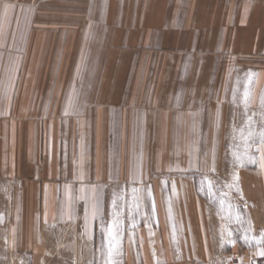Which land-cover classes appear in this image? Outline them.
<instances>
[{
	"label": "crops",
	"instance_id": "1",
	"mask_svg": "<svg viewBox=\"0 0 264 264\" xmlns=\"http://www.w3.org/2000/svg\"><path fill=\"white\" fill-rule=\"evenodd\" d=\"M30 3L0 14V264L264 257V0Z\"/></svg>",
	"mask_w": 264,
	"mask_h": 264
},
{
	"label": "rangeland",
	"instance_id": "2",
	"mask_svg": "<svg viewBox=\"0 0 264 264\" xmlns=\"http://www.w3.org/2000/svg\"><path fill=\"white\" fill-rule=\"evenodd\" d=\"M31 0H29V3L24 4L22 6H19V4L15 1L12 3L9 2H4V6H0V14L2 15H27L29 17H34L35 14V7L31 6L34 3H30ZM21 7V8H20ZM2 88V87H1ZM94 88H99V87H94ZM3 103H0V108L2 109ZM244 140H242L243 142ZM238 143V141H237ZM247 144V142H246ZM233 145V143L231 144ZM252 155V157H251ZM224 157L225 160L229 163H227V169L225 172L232 171L233 169L240 168L241 165L244 163L246 164L245 167H250L253 165L252 159L254 158L253 151L250 150H238V149H228L224 151ZM244 167V166H242ZM233 173V171H232ZM230 174V173H229ZM201 180L205 181V187L204 189L201 188ZM196 181V188L199 190V192L203 195H205V200L215 208H218L220 212L225 215L230 221H235L239 217V204L237 202H233L229 200L226 197H223L220 193V188H226L224 184L227 183H222L221 181H218V178L215 176H200L195 178ZM208 186H211L212 188V194L209 195V192L207 191ZM224 186V187H223ZM237 211V212H236Z\"/></svg>",
	"mask_w": 264,
	"mask_h": 264
},
{
	"label": "built area",
	"instance_id": "3",
	"mask_svg": "<svg viewBox=\"0 0 264 264\" xmlns=\"http://www.w3.org/2000/svg\"><path fill=\"white\" fill-rule=\"evenodd\" d=\"M230 264H264V257H254L250 261L235 258Z\"/></svg>",
	"mask_w": 264,
	"mask_h": 264
},
{
	"label": "snow or ice",
	"instance_id": "4",
	"mask_svg": "<svg viewBox=\"0 0 264 264\" xmlns=\"http://www.w3.org/2000/svg\"><path fill=\"white\" fill-rule=\"evenodd\" d=\"M261 143H264V140H262ZM200 183H201V188L204 189V187H205V181L204 180H201ZM207 191L209 192V195L212 194V191L213 190H212L211 186H208ZM245 239L247 240V237H245ZM258 242H264V235H262L260 237V241H258ZM259 254L260 255H264V250H262Z\"/></svg>",
	"mask_w": 264,
	"mask_h": 264
}]
</instances>
